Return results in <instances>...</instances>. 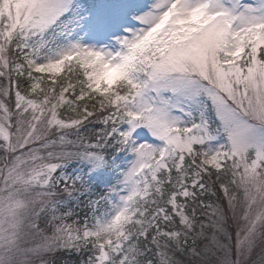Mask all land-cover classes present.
Listing matches in <instances>:
<instances>
[{
	"label": "rangeland",
	"instance_id": "374dc122",
	"mask_svg": "<svg viewBox=\"0 0 264 264\" xmlns=\"http://www.w3.org/2000/svg\"><path fill=\"white\" fill-rule=\"evenodd\" d=\"M2 15L10 41L25 37L22 56L30 71L53 76L73 60L92 90L125 79L133 92L112 131L122 153L104 159L94 144L77 166L59 165L57 151L45 152L53 138H32L40 129L34 102L16 96L10 118L0 99V142L32 153L25 187L0 195V264H46L43 253L77 239L66 236L67 227L38 223L43 215L28 192L74 182L87 183L91 196L105 202L74 224L80 241L96 246L91 264H132L125 228L152 221L139 202L159 172L180 169L194 152L215 170L226 163L241 169L245 206L232 264L256 253L264 264V0H0ZM98 181L102 194L90 185ZM191 185L181 180L179 194H192ZM178 215L186 221L182 209Z\"/></svg>",
	"mask_w": 264,
	"mask_h": 264
},
{
	"label": "trees",
	"instance_id": "16d2710c",
	"mask_svg": "<svg viewBox=\"0 0 264 264\" xmlns=\"http://www.w3.org/2000/svg\"><path fill=\"white\" fill-rule=\"evenodd\" d=\"M5 23V17L0 16V99L5 97L9 117L15 111L16 96L34 102L37 107L34 114H39L36 126L40 129L31 136L33 139L44 135L53 138L52 141L49 138L39 141L38 145L49 140L44 150L49 153V149L57 151L53 155L58 157L53 159L59 165H79L78 161L94 144L104 159L122 153L124 147L114 142L112 131L123 122V108L132 97L133 87L125 79H120L103 91L92 90L87 86L79 63L73 60L53 76L30 71L20 53L21 40L25 37L12 33L15 39L10 41L4 34ZM9 106L14 107L9 109ZM16 125L11 121L9 129L13 131ZM26 149L27 146L21 150L7 148L0 142L1 197L25 187L23 176L29 172L25 165L32 154ZM19 154L20 159L17 158ZM103 169L109 171L110 167ZM263 169L260 178L264 177ZM107 174L104 173L103 177ZM242 178L239 167L226 163L222 169L215 170L201 163L196 152L185 158L180 169L171 166L166 172H159L150 195L139 202L141 211L152 217V221L144 227L132 223L125 228L123 247L135 251L132 264L148 261L151 264H232L233 236L242 223L241 212L245 206L246 186L241 184ZM181 180L184 184L192 183L189 187L192 194L184 197L179 194ZM99 182L90 185L95 192L102 194L105 188ZM88 186L87 183L74 182L63 186L52 184L41 190L34 187L35 190L28 191L36 206L34 209L43 215H38V223L47 220L55 227H67L66 236L77 237L72 238V243L66 239L60 249L43 253L46 264L92 263L96 246L90 240L80 241L81 231L75 226L105 202L95 200L101 195L91 196V187ZM172 195L176 196L175 204L170 202ZM95 201L96 205L93 204ZM181 209L186 215L184 222L178 215ZM69 223L75 226L72 228ZM260 258L257 253L250 254L243 264H260Z\"/></svg>",
	"mask_w": 264,
	"mask_h": 264
}]
</instances>
